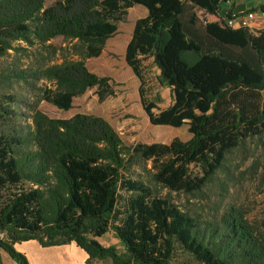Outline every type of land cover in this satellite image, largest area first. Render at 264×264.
I'll return each mask as SVG.
<instances>
[{
	"label": "trees",
	"instance_id": "1",
	"mask_svg": "<svg viewBox=\"0 0 264 264\" xmlns=\"http://www.w3.org/2000/svg\"><path fill=\"white\" fill-rule=\"evenodd\" d=\"M230 1L0 0V58L36 51L34 66L0 70V124L8 127H0V248L16 264H28L14 248L27 240L75 242L86 264H264V229L239 208L203 221L152 187L197 193L232 149L254 136L264 144V28L229 26L230 10L219 12ZM134 5L146 14L134 22L124 59L142 109L153 125H186L185 141L127 145L101 117L54 118L36 107L44 100L68 110L91 88L100 101L114 95L111 79L84 59L100 55ZM257 10L264 13L258 5L234 17ZM200 13L216 20L201 25ZM58 37L73 42L71 56L48 64ZM151 69L169 89L164 108L150 97ZM18 82L36 98L26 101V132L15 127V99L2 93ZM137 167L148 179L135 177ZM108 231L120 248L99 242Z\"/></svg>",
	"mask_w": 264,
	"mask_h": 264
},
{
	"label": "rangeland",
	"instance_id": "2",
	"mask_svg": "<svg viewBox=\"0 0 264 264\" xmlns=\"http://www.w3.org/2000/svg\"><path fill=\"white\" fill-rule=\"evenodd\" d=\"M252 1V2H250ZM261 1V0H259ZM264 3V0H262ZM230 2L223 4L220 8V14L225 15L228 10L231 14H237L241 9L232 6ZM253 0H236L237 6L246 5L252 7ZM254 7V6H253ZM264 7V5H263ZM243 8V6L241 7ZM249 9V8H248ZM146 14L144 7L134 5L127 9L124 21L117 23V32L111 38L107 39L102 52L94 58L84 59L88 70L98 76H107L111 79L114 89V95L108 96L100 101L95 88L86 90L83 94L74 97L72 107L68 110H62L56 106L44 101L37 102V109L45 113L49 117L69 118L76 113L95 115L105 119L113 129L119 134L124 144L134 143H169L173 138L187 140L190 137L187 126L175 128L166 125H153L150 123L147 115L142 109L138 96V80L127 66L124 59L125 46L131 36L134 22L137 18ZM199 22L204 25L206 22L215 21V17L209 14H199ZM252 30L264 28V13L257 10L250 20ZM53 47L57 48L56 55L50 63H59L62 56H71V45L67 40L58 37L50 41ZM34 47L30 49V56L14 54L0 58V70L12 69L14 67L26 68L27 65L34 66V57L32 54ZM76 57L73 56L72 59ZM147 77L149 78L150 97H155L159 101V107L164 108L169 105L171 99L169 89L160 84L157 80V72L151 69ZM44 81H40L42 83ZM5 95H12L15 102L11 104L12 109L17 112L15 127L22 128L26 132V123L28 121V107L26 101H35L32 92L26 90V84L14 83L12 86H5L2 89ZM3 125L0 124V127ZM10 127V126H9ZM8 129L7 125L3 126ZM151 163H147L148 169ZM195 170V169H194ZM148 172L143 168L135 169V177L148 179ZM155 193L163 198H167L170 202L178 205L180 209L196 216L199 220H214L227 207L239 208L244 217L255 227L260 230L264 229V144L262 138L257 136L246 139L242 144L232 149L226 156L224 164L213 178L206 183L205 186L197 193L188 194L182 191H172L160 185H152ZM99 242L105 246H120L117 239L113 237L111 231L98 238ZM41 248L50 246H41L38 241L34 240ZM22 243V244H21ZM29 240L18 242L21 246L14 248L16 251L25 255L28 264H65L61 259H52L51 256L43 252L45 256L33 251L28 247ZM73 243L78 247L75 242ZM26 244V246H22ZM64 245V244H63ZM58 246V245H53ZM80 248V247H78ZM81 249V248H80ZM22 250V251H21ZM82 250V249H81ZM84 251V250H83ZM2 257V258H1ZM45 257V258H44ZM177 258L181 259L178 254ZM48 259L50 262H44ZM75 263L76 258L68 260ZM0 264H16L9 255L0 248ZM95 264H100L97 262Z\"/></svg>",
	"mask_w": 264,
	"mask_h": 264
},
{
	"label": "crops",
	"instance_id": "3",
	"mask_svg": "<svg viewBox=\"0 0 264 264\" xmlns=\"http://www.w3.org/2000/svg\"><path fill=\"white\" fill-rule=\"evenodd\" d=\"M253 1H254L253 2L254 4L252 5V7L258 6V5H262V6L264 5L262 0L261 1L253 0ZM250 2H252V1H250ZM231 4H232V6L241 9V11L243 9L246 10V9L250 8L249 6L246 7V5H248V4L242 5L243 8H241L242 6H237L236 0H232ZM213 17H215V16H213ZM215 19H216V17H215ZM24 245L26 246V244H23L22 246H24ZM27 245L33 251L40 253V255L45 256L43 254V252L46 251V253H48L52 259H61V261H64L65 264H86L85 260L87 258V254L83 250H81L80 248L76 247L73 243H68V244L58 245V246H50V247H47L44 249V248H41L36 242H34V240H29V243H27ZM15 246L18 249V246H21V245L16 243ZM73 258L77 259V261L75 263H73L72 261L70 263H67L68 260H72ZM43 261L44 262H46V261L50 262L48 259H43Z\"/></svg>",
	"mask_w": 264,
	"mask_h": 264
},
{
	"label": "built area",
	"instance_id": "4",
	"mask_svg": "<svg viewBox=\"0 0 264 264\" xmlns=\"http://www.w3.org/2000/svg\"><path fill=\"white\" fill-rule=\"evenodd\" d=\"M238 14V13H237ZM236 14H231V18H227V24L231 27H250V20L254 16V12H248L238 17H234Z\"/></svg>",
	"mask_w": 264,
	"mask_h": 264
}]
</instances>
